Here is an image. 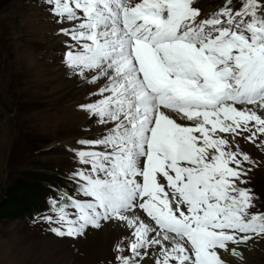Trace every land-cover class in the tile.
Returning <instances> with one entry per match:
<instances>
[{
    "label": "snow or ice",
    "instance_id": "1",
    "mask_svg": "<svg viewBox=\"0 0 264 264\" xmlns=\"http://www.w3.org/2000/svg\"><path fill=\"white\" fill-rule=\"evenodd\" d=\"M86 87L76 167L41 223L111 228L113 264H242L264 239V0H42ZM96 130L95 132L93 130Z\"/></svg>",
    "mask_w": 264,
    "mask_h": 264
},
{
    "label": "rangeland",
    "instance_id": "2",
    "mask_svg": "<svg viewBox=\"0 0 264 264\" xmlns=\"http://www.w3.org/2000/svg\"><path fill=\"white\" fill-rule=\"evenodd\" d=\"M37 1L42 2L0 0V201L32 171L49 176L44 184L53 192L49 196H56L58 187L63 190L64 177L77 166L64 146L85 127L78 105L86 87L66 73L63 45L53 36L57 27ZM200 2L202 11L211 13L221 0ZM251 154L259 164L249 174L250 187L264 198V154L255 148ZM50 192L40 194L45 214ZM39 217L0 223V264H113L117 237L108 245L107 229L60 237ZM243 251L242 264H264V239L250 241Z\"/></svg>",
    "mask_w": 264,
    "mask_h": 264
},
{
    "label": "trees",
    "instance_id": "3",
    "mask_svg": "<svg viewBox=\"0 0 264 264\" xmlns=\"http://www.w3.org/2000/svg\"><path fill=\"white\" fill-rule=\"evenodd\" d=\"M32 172L19 177L8 189L5 200L0 201V223L4 220L37 218L45 212L40 209L41 205L39 206L38 203L41 201L42 196L40 194L42 192L44 194L46 191L50 192L44 185L48 182L49 176L39 174L40 172L36 171ZM34 177L38 178L35 179ZM52 193L50 192L46 197ZM50 197L53 195L49 196L48 200Z\"/></svg>",
    "mask_w": 264,
    "mask_h": 264
},
{
    "label": "bare ground",
    "instance_id": "4",
    "mask_svg": "<svg viewBox=\"0 0 264 264\" xmlns=\"http://www.w3.org/2000/svg\"><path fill=\"white\" fill-rule=\"evenodd\" d=\"M204 1V0H203ZM37 4V6L39 7V9L40 10H46V8L43 6V4H42V2H40V1H37L36 2ZM46 19L48 20V21H50V22H53L52 20H51V18H50V16H49V13H47V17H46ZM52 26H56V27H58L57 25H55L54 23L52 24ZM22 30V29H21ZM53 36L55 37V36H57L58 38H59V42L61 43V40H62V37H60V36H58L56 33H54L53 34ZM82 120V119H81ZM83 121V120H82ZM107 230H106V232L108 233V241H107V243H108V245L110 244V242H111V240H112V237H117L116 236V233H115V231L114 230H112L111 228H106ZM95 232V231H94ZM93 232V233H94ZM244 252V251H243Z\"/></svg>",
    "mask_w": 264,
    "mask_h": 264
}]
</instances>
